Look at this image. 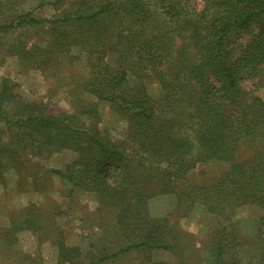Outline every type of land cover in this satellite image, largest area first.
Here are the masks:
<instances>
[{
    "label": "trees",
    "instance_id": "16d2710c",
    "mask_svg": "<svg viewBox=\"0 0 264 264\" xmlns=\"http://www.w3.org/2000/svg\"><path fill=\"white\" fill-rule=\"evenodd\" d=\"M18 4L0 0V34L41 32L44 44L14 39L7 52L88 99L78 97L69 112L27 100L4 81L0 180L28 154L71 150L76 158L64 169L41 171L71 184V195L93 192L123 238L111 252L93 245L84 254L59 236L58 253L74 264H110L131 252L147 264L155 249L175 252L181 264H264V0H37L55 8L48 17ZM66 56L85 62L86 73L62 76ZM101 102L125 121L117 139L100 127ZM214 160L229 167L188 180ZM150 184L172 195L182 216L200 206L218 219L196 262V250L180 251L177 224L150 213ZM244 207L261 210L251 236L235 221ZM15 228L42 225L28 215Z\"/></svg>",
    "mask_w": 264,
    "mask_h": 264
},
{
    "label": "rangeland",
    "instance_id": "374dc122",
    "mask_svg": "<svg viewBox=\"0 0 264 264\" xmlns=\"http://www.w3.org/2000/svg\"><path fill=\"white\" fill-rule=\"evenodd\" d=\"M192 1L195 5H200V0ZM16 10H31L37 17H48L56 11L52 5L38 7L37 0H20ZM40 33L30 30L29 34H22L17 29L0 34V88L6 81L14 84V90L27 100L42 101L52 108L74 112L79 105L78 97L83 101L88 99L85 94L78 95L69 80L63 82L65 85L57 83L53 77L46 76L34 66L24 64L20 58L6 50L14 39H21L28 45H43ZM63 60L62 76L69 78L71 73L76 76L86 73L85 62L72 63L69 56ZM152 87L156 89L157 85L153 84ZM258 92L264 98V87ZM98 107L102 113L100 127L107 130L110 137L117 139L120 137L119 129L125 125V121L107 103L101 102ZM75 158L76 153L68 149L57 150L43 159L28 154L22 164L10 168L0 180V264H74L58 253L55 242L59 236L63 237L67 246L80 247L84 254L94 249L93 245H106L111 252L123 244V238H119V234L111 229V214L107 209L99 208L98 198L93 192L74 189L71 195L68 190L71 184L57 174L41 171L43 167L64 169ZM40 164L44 165L41 169ZM228 167L229 163L224 161L200 163L187 177L191 181L210 180ZM145 189L152 191L150 213L153 216L167 214L170 222L177 224L181 232H184L185 243L180 251L189 254L191 249L196 250L197 256L192 261L199 260L200 249L218 219L200 206H196L187 216H182L172 195L160 194L153 184ZM260 214L261 210L254 207H244L238 212L235 221L243 235L251 236L255 233ZM28 215L36 216L42 229H16L15 225ZM8 237L11 241L7 243ZM139 256L140 254L131 252L110 264H137ZM150 257L151 261L147 264H181L173 251L155 249L151 251Z\"/></svg>",
    "mask_w": 264,
    "mask_h": 264
}]
</instances>
